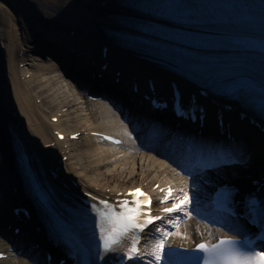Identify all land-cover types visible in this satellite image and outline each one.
<instances>
[{
    "label": "bare ground",
    "instance_id": "6f19581e",
    "mask_svg": "<svg viewBox=\"0 0 264 264\" xmlns=\"http://www.w3.org/2000/svg\"><path fill=\"white\" fill-rule=\"evenodd\" d=\"M129 2L0 0V188L4 195L0 208V229L18 222L16 217L8 216L7 210L11 203L24 199L23 184L15 173L17 160L14 148L17 140L22 141L43 165L57 169L59 179H64L71 186L77 183L78 188L73 189L78 192L99 195L143 187L157 194L153 189L155 185L160 188L173 185L181 193L191 189L193 183L186 179L184 171L167 159L166 155L171 150L168 146L162 147L159 152L147 148L146 142L152 143L166 137H162L164 130L161 127L169 122L167 118L153 116L148 119L145 112L143 114L132 107L128 117L135 123V128L133 124L129 125L133 127L131 132L107 104L92 102L85 95L95 88L99 96L107 93L103 91V86L97 88L99 81L92 82L86 77L89 69L97 70L92 64L95 61L100 67L102 62L106 63L114 74L123 73V81L113 85V91H109L107 86L106 90L110 92L107 93L108 97L123 103L128 109L133 95L129 82L133 81V77L138 78V82L144 76L146 80L154 78L162 88L166 84L165 72H159V68L141 60L140 53L121 51L114 43L112 32L120 33L123 29L119 22L131 18L130 9L123 5ZM29 36L37 37L48 45L53 43L56 48L62 47L63 50L58 49L62 52L60 56L57 55L56 62L62 68L56 69L50 60L39 61V54L30 52L32 47L25 45ZM107 45L115 53L105 58L102 48ZM109 75L107 71L104 79L116 78V75ZM39 99H43L41 104L37 103ZM53 118H57L56 123L52 122ZM227 121L235 123L236 120L228 118ZM241 125L238 122L234 125L236 144L227 147L224 154L236 159L217 167L218 171H224L217 177H225L238 185L245 183L246 186L252 178L264 172V136ZM56 131L66 135L65 141L57 140ZM97 132L119 136L124 140V145L107 147L93 136ZM147 132L149 137H146ZM76 133L81 134L79 140L71 141L69 136ZM212 133L206 131L208 137ZM217 139L222 141L221 136ZM164 143L173 144L170 141ZM186 145L179 144L182 147ZM64 157L67 160L60 163ZM211 161H215V158L212 157ZM181 217L186 220L179 224L180 235L171 236L172 244L193 245L200 240H215L217 233L191 211L190 218L185 217L183 212ZM26 228L25 238L18 237L17 242V237L9 232H4L6 237L0 236V253L8 256L0 259V264H47L45 252L50 246L41 242L43 240L39 236L30 233L28 226ZM165 228L171 232L177 231L170 225ZM37 245L40 251H30ZM17 251H21V254Z\"/></svg>",
    "mask_w": 264,
    "mask_h": 264
},
{
    "label": "snow or ice",
    "instance_id": "6c2138e0",
    "mask_svg": "<svg viewBox=\"0 0 264 264\" xmlns=\"http://www.w3.org/2000/svg\"><path fill=\"white\" fill-rule=\"evenodd\" d=\"M264 110V104L261 105ZM63 139V137H61ZM105 139H110L105 137ZM120 144L121 141L114 140ZM159 187V186H157ZM165 192L161 204H166L170 198L171 188L161 189ZM182 191V190H181ZM132 200L122 199L116 203L107 200H99L91 205V211L95 214V227L98 229L100 244L97 250L89 253L88 264H124L125 260L133 264H172V257L177 253L170 251L169 237L180 235L179 220H169L168 224L177 229L176 232L168 231L164 227H157L159 236L155 242L141 251L139 248L140 234L150 225L164 220V215H173L183 212L190 218L191 198L188 192H182L179 200L172 207L163 208L162 215L153 216L151 213V197L142 193L140 189L128 193ZM93 201L97 197H92ZM183 204L180 208L177 205ZM251 223L258 226L260 233L258 241L252 239L237 240L235 238H221L216 243L208 241L196 244L193 253L194 264H264V200L260 201L261 207H256V202H251ZM238 235L240 233H237ZM187 239V237H183ZM166 248L169 251L166 252ZM187 251V250H186Z\"/></svg>",
    "mask_w": 264,
    "mask_h": 264
},
{
    "label": "rangeland",
    "instance_id": "374dc122",
    "mask_svg": "<svg viewBox=\"0 0 264 264\" xmlns=\"http://www.w3.org/2000/svg\"><path fill=\"white\" fill-rule=\"evenodd\" d=\"M33 41V39L29 36V38L27 37V39L25 40V45H26V47H32V48H34V46H32L33 44L31 43ZM32 50V49H31ZM39 61H42V62H46L47 60H45L44 58H42V57H39ZM56 62L55 61H53L52 63H51V65L53 66V67H55L56 69H59V67H58V65L57 64H55ZM41 101H43V99H39L38 101H37V103L38 104H41ZM45 105H46V107L47 108H49L50 107V105H49V103H45ZM50 111V110H49Z\"/></svg>",
    "mask_w": 264,
    "mask_h": 264
}]
</instances>
